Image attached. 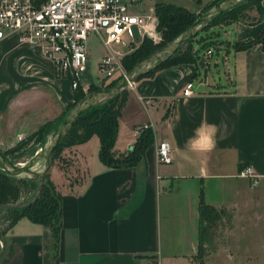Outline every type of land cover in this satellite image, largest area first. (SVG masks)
Wrapping results in <instances>:
<instances>
[{
  "label": "crops",
  "instance_id": "0c3cea01",
  "mask_svg": "<svg viewBox=\"0 0 264 264\" xmlns=\"http://www.w3.org/2000/svg\"><path fill=\"white\" fill-rule=\"evenodd\" d=\"M213 1L144 4L165 2L201 13ZM263 30L264 22L231 25L221 31V43L209 61L164 68L133 83L114 151L129 152L138 129L150 125L155 142L144 159L132 168H108L100 160L97 136L67 148L70 172L78 182L68 184L56 162L50 171L62 194L57 250L49 227L23 218L6 234L0 264H199L201 197L232 210L231 232L239 221L247 224L248 235L249 225L264 217V47L256 44L238 52L232 45L256 40ZM0 66V144L13 137L9 130L15 129L12 135L19 139L22 133L33 134L75 103L71 78H60L39 48L20 43L15 35L0 42ZM189 83L194 94L185 97ZM147 100L154 104L146 106ZM202 122L218 128L211 152L186 147ZM162 141L173 148L172 164L158 161ZM244 165L261 175L257 188L238 178Z\"/></svg>",
  "mask_w": 264,
  "mask_h": 264
},
{
  "label": "trees",
  "instance_id": "16d2710c",
  "mask_svg": "<svg viewBox=\"0 0 264 264\" xmlns=\"http://www.w3.org/2000/svg\"><path fill=\"white\" fill-rule=\"evenodd\" d=\"M221 1L214 0L205 6L199 14L184 7L164 4L162 2L157 3L155 9L158 18V28L163 35V43L155 47L151 42H144L137 52L123 58L122 64L125 70L130 73L143 60L177 40L185 31L191 28ZM262 2L263 0H244L240 2L202 29L176 55L140 79L153 76L157 71L175 65L203 64L205 53L212 48L218 49V45L221 43L220 36L223 29L240 22L249 25L264 22V6ZM255 7H258L260 17L252 15ZM224 19L227 20L221 24L220 22ZM220 24L221 26H219ZM256 44H262L264 47V30L258 39L234 43L232 47L235 51L239 52L247 50ZM116 84L117 82L111 83L106 89L112 88ZM99 90L102 89L92 85L89 87L88 93ZM74 91L76 94L75 103L66 110L59 120L45 124L36 133L31 135L28 138L29 141L34 139H38V142L42 141L41 148L47 145L50 136L58 130L69 113L88 96L85 95L82 87H78ZM126 100L127 91L83 113L70 135L56 149L53 155L54 161L60 158L65 149L84 144L93 136H97L101 143L99 157L105 166L113 169L137 166L144 159L146 151L154 144L155 139L151 129L144 130L138 136L136 143L129 152L120 155L115 153L114 148L120 128L119 118ZM62 119L63 121L58 125ZM5 155L16 164L8 153H5ZM64 171L67 173V169H64ZM27 187L35 189L34 200L37 197L40 182L32 178L9 175L8 172L3 170L0 164V216L7 214L6 221L8 222L6 227H1L2 224L0 222V239L5 242L6 234L21 219L28 218L33 223L41 224L51 229L55 240L54 250L56 251L62 229V194L60 191H57L56 185L48 174L44 178L42 193L38 200L32 205L21 207V205L29 204H19L21 188ZM199 212V252L203 256H206L208 250H216V246H214L216 231L218 229L232 230L234 228V212L226 208L211 206L205 202L203 197L200 199ZM2 228L3 230H1ZM1 252L2 250H0ZM199 264H206L205 260L199 261Z\"/></svg>",
  "mask_w": 264,
  "mask_h": 264
},
{
  "label": "built area",
  "instance_id": "2783aa9c",
  "mask_svg": "<svg viewBox=\"0 0 264 264\" xmlns=\"http://www.w3.org/2000/svg\"><path fill=\"white\" fill-rule=\"evenodd\" d=\"M140 6V0H0V42L15 35L20 43L39 48L54 63L60 77L71 78L73 90L82 87L88 92L82 77L89 69L91 40L107 50L98 63L100 74L107 80H122L126 77L123 58L145 40L161 39L156 9L144 13ZM114 45H123L125 50H113ZM215 55L216 49H209L204 59L209 61ZM193 94L194 85L189 83L184 96ZM145 104L154 102L147 100ZM147 129L151 126L138 129V136ZM156 154L161 164L174 161L173 148L167 141L158 144ZM237 176L252 188L262 180L250 165L242 166Z\"/></svg>",
  "mask_w": 264,
  "mask_h": 264
},
{
  "label": "rangeland",
  "instance_id": "374dc122",
  "mask_svg": "<svg viewBox=\"0 0 264 264\" xmlns=\"http://www.w3.org/2000/svg\"><path fill=\"white\" fill-rule=\"evenodd\" d=\"M162 3L167 4L165 2ZM140 5L141 8L139 7V10L145 13L148 12L150 8H156L155 6L157 5V3L154 4L152 3L151 5H145L144 0H140ZM252 15H255L256 17H260L258 7H255V9L252 11ZM225 20L227 19H224L220 23L221 24L225 23ZM221 24L219 26H221ZM160 34H161L160 40L158 39L157 41H155V40L147 39L144 42L146 41L151 42L152 45L158 47L163 43V37H162L163 35L161 32ZM144 42L135 46L134 50L127 55L129 56L137 52L140 49V47L144 44ZM113 50L123 51L125 50V47H123V45H114ZM89 51H90L89 69L82 77V81L84 85L90 84L89 87L95 85L97 86V88L106 89L107 86H109L111 83L114 82L118 83L121 79L107 80L104 79L102 74H100L99 72L98 69L99 60L102 57H104L107 53L105 47L100 45L97 40H91L89 43ZM212 68H213V72H215V67L212 66ZM3 70H4L3 66H0V71ZM123 70L124 73L127 75L128 72L125 70L124 66H123ZM221 77L222 79L225 78V74L223 72L221 73ZM60 78H64V77H60ZM217 79L219 80L218 77ZM84 93L85 95L91 94L86 91H84ZM62 121L63 119L59 121L58 125H60ZM14 130H9L8 132L10 136H13L12 137L13 139L11 138L8 139V141H6L5 138V142L4 144H0V148L4 153H8L10 158H13L16 164L18 165L26 164L31 158H33L38 152H40L43 149L41 148L42 141L38 142V139L36 140L34 139L32 141L28 140V138L34 133H36L38 130L33 134H29L25 136L22 133L21 135L22 138L20 139L19 137H17L18 135L17 133H15L16 135H12V132H15ZM65 151L66 149L61 154L60 158L54 161V164L57 163L58 167H60V169L63 171L64 169H67V173L65 171L64 172L67 174L66 177L68 178V184H73L74 182H78V181L76 179L77 178L76 175H74L73 172H70L72 168L70 165L71 160L67 152ZM43 165L44 164L41 163V168L43 167ZM62 167H64V169H62ZM57 191H59L58 188ZM19 195H20L19 204L20 203L30 204L33 200V196L35 195V189H32V187L21 188ZM263 212L264 209H262L261 214H263ZM6 218H7V214H3L2 216H0V222L2 224L1 227H6L8 225ZM249 227L250 229L248 231V235L246 233L247 224L241 222L240 225L239 221L236 223V228L235 231L233 232H231L232 230L218 229L215 234L216 237L214 242V246H216L215 248L216 250L215 251H211V249L210 251L208 250L206 256H203V254L198 251V253L195 255L196 260L198 261L205 260L207 264H264V217L262 218L260 223L251 224L249 225ZM1 230H3V228ZM2 248H3V241L2 239H0V250H2Z\"/></svg>",
  "mask_w": 264,
  "mask_h": 264
},
{
  "label": "water",
  "instance_id": "95a60500",
  "mask_svg": "<svg viewBox=\"0 0 264 264\" xmlns=\"http://www.w3.org/2000/svg\"><path fill=\"white\" fill-rule=\"evenodd\" d=\"M242 1L244 0H222L217 3L213 9L185 31L177 40L143 60L114 87L102 89L86 96V98L69 113L58 130L50 136L47 145L26 164H14L0 148V164L4 171L15 177L32 178L40 182L37 197L30 204L21 205V207L32 205L38 200L42 193L44 178L50 173L54 165L53 155L56 149L70 135L83 113L94 106L100 105L109 99L123 94L128 90L130 84L137 82L144 75L159 68L164 62L176 55L188 41L195 37L202 29ZM40 163L44 164L43 167L38 171H34L35 167ZM2 253L3 251L0 253V256Z\"/></svg>",
  "mask_w": 264,
  "mask_h": 264
},
{
  "label": "clouds",
  "instance_id": "9594fccd",
  "mask_svg": "<svg viewBox=\"0 0 264 264\" xmlns=\"http://www.w3.org/2000/svg\"><path fill=\"white\" fill-rule=\"evenodd\" d=\"M217 131L215 124L202 122L195 130L194 136L186 143V147L193 152H211L216 145Z\"/></svg>",
  "mask_w": 264,
  "mask_h": 264
},
{
  "label": "bare ground",
  "instance_id": "6f19581e",
  "mask_svg": "<svg viewBox=\"0 0 264 264\" xmlns=\"http://www.w3.org/2000/svg\"><path fill=\"white\" fill-rule=\"evenodd\" d=\"M39 168H41V163L38 164V165L35 167V170L37 171V170H39ZM35 170H34V171H35Z\"/></svg>",
  "mask_w": 264,
  "mask_h": 264
}]
</instances>
